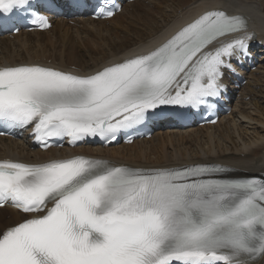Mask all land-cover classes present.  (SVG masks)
Listing matches in <instances>:
<instances>
[{
  "label": "snow or ice",
  "instance_id": "1",
  "mask_svg": "<svg viewBox=\"0 0 264 264\" xmlns=\"http://www.w3.org/2000/svg\"><path fill=\"white\" fill-rule=\"evenodd\" d=\"M31 3L0 0V14L24 11L49 27ZM109 4L98 15H113ZM254 39L245 18L210 9L150 53L91 75L2 67L0 125L32 126L43 146L53 137L115 139L161 106L196 108L218 97L223 70L234 71L230 59L247 56ZM225 171L134 169L82 156L0 160V206L32 214L0 232V264H256L264 258V175L209 178Z\"/></svg>",
  "mask_w": 264,
  "mask_h": 264
},
{
  "label": "bare ground",
  "instance_id": "2",
  "mask_svg": "<svg viewBox=\"0 0 264 264\" xmlns=\"http://www.w3.org/2000/svg\"><path fill=\"white\" fill-rule=\"evenodd\" d=\"M139 1L135 0L133 4L128 5L110 21L116 26L114 32L105 27V22L87 19L78 22L79 28L71 27L69 24L59 21L49 31L20 34L14 39L2 40L0 41V64L51 60L58 65L77 66L82 71H97L109 64L121 63L133 55L145 53L155 48L183 25L192 21L204 11L214 8H223L233 13L253 14V18L257 19L252 24L257 33L260 34L259 41L264 43V7H262L264 4H262V1L260 3V0L258 2L256 0H144V3ZM146 2L149 4H146ZM148 5L157 6L158 11H153ZM134 6H137L136 10ZM131 7L134 9L132 12L129 10ZM157 15L158 20H155L154 17ZM51 33V36L44 37L46 34ZM99 38H103L100 39L101 42L98 40ZM48 46L51 47L52 52H49ZM102 46H106V49H101ZM262 78L264 77H258L256 73H252L249 84L241 92L242 102L236 107V112L228 119L219 121L215 126L190 129L189 131L191 133L195 132V135L190 133V137H182L180 134L183 131H177L175 134H159L150 140L139 141L133 143V145L109 149L82 148L78 153L98 155L113 159L117 164H130L144 168L175 167L215 162L235 168L238 171L255 174L264 173V106H262L264 89L256 90V87L264 85ZM247 96L250 97L249 103L244 102ZM248 106H250L249 109L254 107L257 115L256 119L246 109ZM236 117L244 118L249 125L257 121L258 125L261 126L253 125L254 133H252L251 142L242 141L241 138L244 139V134L242 136L241 133H233L234 128H238V124L234 120ZM232 118L233 121H231ZM222 123H225L224 127L220 129L219 135L215 136L214 129L220 128ZM255 128H260V130L255 132ZM201 135L203 140L200 143L203 142L204 146L196 144V148L193 150L191 146L189 148L182 147L178 149L179 151L173 150L174 152L171 155L166 152L168 146H174L177 142L181 146L184 139L187 142H192L199 140ZM235 135L240 136L238 140L242 141L241 144H238L239 141H237ZM156 138H161L158 145L145 146L147 143L154 142ZM226 143H231L232 146ZM139 145L144 146L136 147ZM28 146L23 141L14 142L0 137V158L12 156L21 157L27 162H40L57 155L75 153V151L68 152L65 149H51L43 153L30 151ZM131 148H139L136 156H134L135 152L128 155V149L131 150ZM149 155H156V160L151 164H147V161L140 162L142 158L144 159V156ZM6 214H10L11 218L6 219ZM21 220L22 217L16 211L7 208L0 209V230Z\"/></svg>",
  "mask_w": 264,
  "mask_h": 264
},
{
  "label": "rangeland",
  "instance_id": "3",
  "mask_svg": "<svg viewBox=\"0 0 264 264\" xmlns=\"http://www.w3.org/2000/svg\"><path fill=\"white\" fill-rule=\"evenodd\" d=\"M162 1H167V0H162ZM257 2L259 1V0H256ZM261 1H262V4H264V0H260L259 2L261 3ZM139 2H143L144 3V0H140ZM160 2V1H159ZM146 4H149L148 2H146ZM158 4V3H157ZM156 4V5H157ZM164 4V3H163ZM259 5H261V4H259ZM163 6H165V5H163ZM262 6V5H261ZM137 7V6H136ZM136 7L134 6V9L136 10ZM148 7H150L153 11H155V12H157L158 11V7L157 6H153V5H148ZM262 7H264V5L262 6ZM192 8V7H191ZM132 7H131V9H129L130 10V12H132L133 10H134ZM168 12H170L169 10H167ZM124 17H126V16H124ZM127 18V17H126ZM125 18V19H126ZM154 19L155 20H158V15L157 16H155L154 17ZM125 22H127L126 20H124ZM141 26V25H140ZM105 27H107V28H109L110 30H112V32H114V31H116V26H115V24H112V22L110 23V24H105ZM103 31V30H102ZM124 34V33H123ZM51 34H47V35H45V36H50ZM100 39H103V38H99L98 40L101 42V40ZM48 49H50V48H48ZM78 49H81V48H78ZM101 49H106V46H102L101 47ZM51 50V49H50ZM256 75L258 76V77H264V68L263 69H261L260 71H258L257 73H256ZM263 80H264V78H262ZM261 83H263V82H261ZM262 89H264V85L262 84L261 86H258V87H256V90H258V91H260V90H262ZM244 102L245 103H249L250 102V97L249 96H247L245 99H244ZM262 106H264V101H262ZM250 108V106H248V107H246V109L248 110V112L251 114V116L252 117H254L255 119L257 118V115L255 114V111H254V107H251V109H249ZM252 111H254V112H252ZM234 120H235V122L238 124V128L236 129V127L234 128V132L233 133H235V132H238L237 134H239V133H241L240 135H242L243 136V134L245 135L244 136V139L243 138H241L242 139V141L244 140L245 142L246 141H249V142H251L252 140H251V138H252V133H254V127H253V125L254 126H257L258 125V122L256 121V122H252V125H249L248 124V122L244 119V118H242V117H239V118H234ZM231 121H233V118H232V120ZM224 125H225V123L223 124L222 123V126L220 127V128H218V129H214V134H215V136H217V134L219 135V132H220V129L222 128V127H224ZM258 127H261L260 125H258ZM256 130H255V132H257V131H259L260 130V128H255ZM242 132H244V133H242ZM188 135H187V134ZM190 133H191V131H189V130H187V132L186 131H183V133L182 134H180V136L182 135V137H187V136H189L190 135ZM166 134V133H165ZM173 134H175V133H173ZM185 134V135H184ZM192 135H195V132H192L191 133ZM247 135V136H246ZM164 136V135H163ZM236 136V135H235ZM190 137V136H189ZM237 137V136H236ZM238 137H240V136H238ZM238 137L236 138L237 139V141H239L238 142V144H241L242 143V141L241 140H238ZM161 138H166V137H161ZM161 138H156L155 140H154V142H150V143H147L145 146H149V147H153V146H155L156 144L158 145V143H159V141H160V139ZM203 138V136L201 135L200 136V138H199V140H196V141H189V142H187L186 141V139H184L183 140V143L181 144V146L180 145H178V142L174 145V146H168V148L166 149V152L167 153H169V155H171L174 151L173 150H178V149H181L182 147H185V148H189L190 146H191V149L193 150L194 148H196V144L198 145V144H200V146H204V143L202 142V143H200L201 142V140H203L202 139ZM176 142V141H175ZM197 142V143H196ZM227 144V143H226ZM231 144V143H230ZM230 144H227V145H229V146H232V145H230ZM142 147V146H144V145H139V146H136V147ZM205 147H207V146H205ZM136 150V151H135ZM138 150H139V148L138 149H136V148H131V150L130 149H128V155L130 154V153H134L135 155L134 156H136L137 154V152H138ZM179 151V150H178ZM156 158H157V156L156 155H149V156H144V159L142 158L141 159V161L140 162H146L147 164H151V162H153V161H155L156 160ZM152 160V161H151ZM145 163V164H146ZM10 218V216H7V219H9Z\"/></svg>",
  "mask_w": 264,
  "mask_h": 264
}]
</instances>
